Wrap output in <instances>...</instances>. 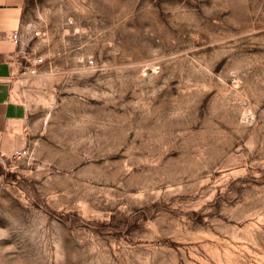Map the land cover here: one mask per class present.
<instances>
[{
    "label": "rangeland",
    "instance_id": "rangeland-1",
    "mask_svg": "<svg viewBox=\"0 0 264 264\" xmlns=\"http://www.w3.org/2000/svg\"><path fill=\"white\" fill-rule=\"evenodd\" d=\"M30 114L0 134V264H264V0H26Z\"/></svg>",
    "mask_w": 264,
    "mask_h": 264
},
{
    "label": "crops",
    "instance_id": "crops-1",
    "mask_svg": "<svg viewBox=\"0 0 264 264\" xmlns=\"http://www.w3.org/2000/svg\"><path fill=\"white\" fill-rule=\"evenodd\" d=\"M26 0H0V134L23 124L30 114L36 77L19 74L26 57L22 23ZM19 29L20 41L13 38Z\"/></svg>",
    "mask_w": 264,
    "mask_h": 264
},
{
    "label": "built area",
    "instance_id": "built-area-1",
    "mask_svg": "<svg viewBox=\"0 0 264 264\" xmlns=\"http://www.w3.org/2000/svg\"><path fill=\"white\" fill-rule=\"evenodd\" d=\"M13 38L16 42L20 41V32L19 29H15L13 33ZM43 61V57L38 56L35 58L33 65L30 63H21L20 69H19V74L21 75H28V74H34L36 73V68L34 65L40 64Z\"/></svg>",
    "mask_w": 264,
    "mask_h": 264
}]
</instances>
